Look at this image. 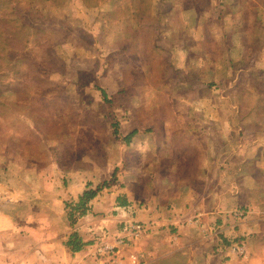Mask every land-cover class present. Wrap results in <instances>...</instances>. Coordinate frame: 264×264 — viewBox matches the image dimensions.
I'll use <instances>...</instances> for the list:
<instances>
[{
    "label": "rangeland",
    "instance_id": "rangeland-1",
    "mask_svg": "<svg viewBox=\"0 0 264 264\" xmlns=\"http://www.w3.org/2000/svg\"><path fill=\"white\" fill-rule=\"evenodd\" d=\"M189 109L217 112L210 120L224 121L231 152L214 168L230 175L235 202L201 235L216 238L227 257L246 259L240 228L251 225L254 235L264 217L247 204L264 207L255 198L264 197V0H0V157L17 152L28 168L38 162L41 176L49 162L62 164L56 171H69L54 175L62 180L57 192L95 168L100 182L85 191L96 195L119 189V176L125 184L135 179L151 133L161 131L169 111ZM112 164H119L113 174ZM77 200L62 201L63 212L50 215L57 231L68 227L78 236L89 215L121 224L90 230L87 257L103 264L100 245L122 238L124 264L130 253L140 264L144 255L134 247L147 228L134 212L142 198L113 215L90 212V200L71 224L68 206ZM129 221L144 225L137 239L124 230ZM7 255L2 264H15Z\"/></svg>",
    "mask_w": 264,
    "mask_h": 264
},
{
    "label": "crops",
    "instance_id": "crops-1",
    "mask_svg": "<svg viewBox=\"0 0 264 264\" xmlns=\"http://www.w3.org/2000/svg\"><path fill=\"white\" fill-rule=\"evenodd\" d=\"M215 113L199 109L169 111L165 124L159 128L161 131L151 133L149 138L153 142L144 143L143 165L135 169V179L125 184L119 176L114 180L119 189L99 191L89 202L90 212L111 211L113 215L116 206L142 198L144 206L134 212L135 219L144 222L147 228L134 247L144 255L140 264H264V233L260 231L264 217L257 219L262 222L256 223L254 235L251 225L240 228L249 246L246 259L227 257L216 238L201 235L203 227L226 219L221 213L235 202L230 175L217 174L214 168L216 161L230 159L231 154L225 148L229 139L224 121L210 120L215 119ZM201 116L207 119L205 125L198 120ZM7 156L0 157V264L5 263L7 253L15 264H93L87 257L91 243L88 240L93 237L90 230L99 231L105 226L116 231L118 224L109 225L106 222L109 220L102 221L98 216L81 219L80 229L75 231L85 244L72 252L63 243L71 228L57 231L50 215L57 208L63 212L62 201H75L88 186L98 185L99 170L95 168L94 174L85 173L81 177L70 174V184L57 192L62 180L54 175L60 173L56 168L61 170L62 164L49 162L48 175L41 176L38 162H30L28 168V160L19 153H15V158ZM114 164L112 174L119 171V164ZM63 171V175L59 174L61 178L69 170ZM220 183L223 189L217 188ZM60 193L61 200L57 199ZM41 198L47 203H41ZM255 198L264 197L257 193ZM252 203L248 199L247 204L256 207L259 213L264 212L263 205ZM8 246L11 249L6 252Z\"/></svg>",
    "mask_w": 264,
    "mask_h": 264
},
{
    "label": "built area",
    "instance_id": "built-area-1",
    "mask_svg": "<svg viewBox=\"0 0 264 264\" xmlns=\"http://www.w3.org/2000/svg\"><path fill=\"white\" fill-rule=\"evenodd\" d=\"M125 231H128V233L131 235V238L137 239L140 235V233L144 230V225L134 222V221H129L127 225L124 227ZM115 244H118L116 246ZM124 244V240L122 238H119L116 240L114 245L112 244H103L100 245L98 248V253L103 254L106 256L105 261L103 264H124V260L122 258V255H120V247ZM236 249L241 252L243 251L242 246H236ZM139 256L136 255L135 253H130L128 255V263L129 264H139Z\"/></svg>",
    "mask_w": 264,
    "mask_h": 264
},
{
    "label": "trees",
    "instance_id": "trees-1",
    "mask_svg": "<svg viewBox=\"0 0 264 264\" xmlns=\"http://www.w3.org/2000/svg\"><path fill=\"white\" fill-rule=\"evenodd\" d=\"M96 195V191L94 190H87L84 191L79 197L77 202L70 203L68 208L69 211L67 213L68 219L70 223H74L75 221V213L77 216L83 215L87 210L88 202L94 198ZM67 248H69L72 252L79 251L81 247L85 244L81 242V239L76 235V233H71L68 236L67 241L64 243Z\"/></svg>",
    "mask_w": 264,
    "mask_h": 264
}]
</instances>
